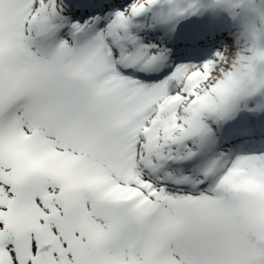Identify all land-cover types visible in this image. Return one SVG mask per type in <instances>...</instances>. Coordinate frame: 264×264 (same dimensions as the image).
Wrapping results in <instances>:
<instances>
[{
	"label": "snow or ice",
	"instance_id": "obj_1",
	"mask_svg": "<svg viewBox=\"0 0 264 264\" xmlns=\"http://www.w3.org/2000/svg\"><path fill=\"white\" fill-rule=\"evenodd\" d=\"M201 8L0 0V264H264V63Z\"/></svg>",
	"mask_w": 264,
	"mask_h": 264
},
{
	"label": "clouds",
	"instance_id": "obj_2",
	"mask_svg": "<svg viewBox=\"0 0 264 264\" xmlns=\"http://www.w3.org/2000/svg\"><path fill=\"white\" fill-rule=\"evenodd\" d=\"M206 5L216 20L231 17L232 10L240 7L243 19L233 23L231 34L241 50H251L257 64L264 63V0H206ZM236 72L241 80L249 75L242 66Z\"/></svg>",
	"mask_w": 264,
	"mask_h": 264
},
{
	"label": "bare ground",
	"instance_id": "obj_3",
	"mask_svg": "<svg viewBox=\"0 0 264 264\" xmlns=\"http://www.w3.org/2000/svg\"><path fill=\"white\" fill-rule=\"evenodd\" d=\"M117 2H119V0H117ZM203 17V15H201ZM196 19V18H195ZM199 20V18H198ZM197 23V22H196ZM199 25L200 26H204V30H205V33L208 35V39H207V42L205 44L206 47H210L211 50L210 52L212 51H215L216 48L219 46V43H220V38H218V41L217 40V36L215 35L216 34V31H217V27H220V26H217L216 25V22L214 21H211L210 23H206V22H201L199 20ZM213 36V39H211L210 37ZM218 42V43H217ZM197 51V50H196ZM208 52H204V55L207 54ZM253 122V123H256V124H259L260 121H257L255 120V118L249 116V115H243L241 116V118L237 121L238 124H239V127H245L248 125L249 122Z\"/></svg>",
	"mask_w": 264,
	"mask_h": 264
},
{
	"label": "rangeland",
	"instance_id": "obj_4",
	"mask_svg": "<svg viewBox=\"0 0 264 264\" xmlns=\"http://www.w3.org/2000/svg\"><path fill=\"white\" fill-rule=\"evenodd\" d=\"M200 3H201V4H206V0H200ZM204 12H205L204 16H205L206 20L211 22V21H212V19H211V14L208 12V10H206V9H204V8H201V10H200L197 14L192 15L193 20L195 21V17H196L198 14H200V13H204ZM232 17H233V19H232ZM232 17H225V18H224V21L227 20V21L229 22L228 25H227V26H229V27H228V29L226 30V31H228V32H231V31H232V26H233V23H234V22L239 23V22H241L242 19H243V13H242L240 7L237 8V10L232 14ZM223 24H224V23L222 22V23L219 24V25H223ZM177 31H178V30H177ZM217 35L219 36V38H220L221 41L227 39L228 42L231 43V38H230V36H226V35H225V30L222 31L221 33L218 32ZM217 41H218V40H217ZM221 41H220V42H221ZM217 43H218V42H217ZM211 53H212V51H211V52H208V53L205 54V55H201L200 57H207V56L210 55ZM197 57H198V56H197ZM178 63H179V62H178Z\"/></svg>",
	"mask_w": 264,
	"mask_h": 264
}]
</instances>
